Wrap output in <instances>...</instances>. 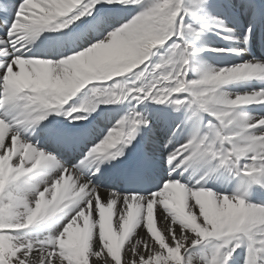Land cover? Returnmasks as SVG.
Returning <instances> with one entry per match:
<instances>
[{
    "label": "snow or ice",
    "instance_id": "obj_1",
    "mask_svg": "<svg viewBox=\"0 0 264 264\" xmlns=\"http://www.w3.org/2000/svg\"><path fill=\"white\" fill-rule=\"evenodd\" d=\"M106 5L139 11L119 26L99 28L95 40L75 44L72 54L64 51L50 56L31 50L45 31L68 28L77 20L83 23L85 17L102 24L103 17L96 14ZM208 7V0H190L188 5L185 0H0V29H4L0 31V264H193L190 249L213 238H223V244L210 258L202 257L203 264H228L240 247L245 248L244 264H261L252 254L264 252V201L246 198L249 186L264 188V115L242 111L248 105H264V89L229 95L224 105L205 93L206 82L221 69L244 73L249 65L264 69V62L254 59L208 69L191 78L197 53L189 39L198 40L207 29L198 14ZM186 17L197 19L191 23ZM157 26L162 27L163 42L151 49L149 57L129 72L114 71L133 58ZM217 27L222 33L232 32L223 21ZM251 32L249 28L244 43ZM93 82L109 85L105 98L95 99ZM86 86L92 92L86 101L91 109L74 99ZM237 95L250 99L234 104ZM124 100L184 109L186 121L176 124L173 138L191 121V133L168 153L167 177L155 190L118 191L94 180L103 163L124 156L136 134L147 130L149 117L133 109L96 136L83 132L76 122L87 119V111L100 104ZM53 114L64 116L67 126L44 124ZM126 124L132 125L127 137L122 131ZM37 129L54 145L88 150L77 164H65L56 151L40 147L39 141L33 144L25 135ZM151 160L146 154L136 171ZM189 168L194 174L203 172L186 187L182 178ZM219 168L242 177L235 193L206 189L205 177ZM45 169L56 174L47 181L24 180ZM43 202L46 205L38 210ZM61 213L59 219L70 218V222L53 235L29 240L22 234ZM241 219L243 224H239ZM230 226L240 230L226 234ZM241 235L248 243L239 242ZM221 250L224 260L218 262Z\"/></svg>",
    "mask_w": 264,
    "mask_h": 264
},
{
    "label": "bare ground",
    "instance_id": "obj_2",
    "mask_svg": "<svg viewBox=\"0 0 264 264\" xmlns=\"http://www.w3.org/2000/svg\"><path fill=\"white\" fill-rule=\"evenodd\" d=\"M15 2L19 3V0H15ZM185 4H190V2L185 1ZM208 5L209 7L205 11H201L198 14L200 23L207 25V29L198 40L189 39L190 48L197 53L193 58V71L189 73V76L191 78H197L210 68L240 65L243 62L253 61L254 59L255 61L264 62V0H208ZM138 11L139 9L137 12ZM135 13V8L106 5L100 13L96 14L98 17H103L102 24H96L92 17H85L83 23L77 20L68 28L57 31H45L31 46V50L38 54L48 53L50 56L53 53L64 51H68V54H72L71 49L75 44L87 39L95 40L96 32L99 28L105 25L119 26L126 20V18L121 17V14L128 17L133 16ZM186 19L191 23H195L197 18L186 17ZM219 21H223L228 28L232 29L231 33H227L226 38L224 37L226 33H222L217 27ZM249 28L252 29L250 39L247 43H244V36L248 33ZM104 30L108 31L110 29L104 28ZM0 31H4V29H0ZM209 49H231L232 51L217 52ZM250 51L255 54V57L251 56ZM93 83L97 85L95 99L105 98L109 85L105 82ZM121 83L123 86H127L126 82L121 81ZM101 84L104 85L103 88L100 87ZM222 89L230 95L250 93L254 89H264V78L252 75L247 78L230 81L222 85ZM116 94L119 93L117 92ZM91 97L92 92L89 90V86H86V89L81 90L74 99L78 103H86ZM92 102L94 103L95 100ZM101 108L108 109V111L101 113ZM86 109H91V104L86 103ZM133 109L137 112H146L149 117V125L147 130L142 128L141 131L136 134L135 139L128 148L125 149L124 156L120 158L128 155L131 149L136 147L139 151L144 153V155L147 154L152 157L148 165L162 176L163 181L166 179L169 169L167 164L168 153L172 151L175 144L182 143L192 131L191 121H187L184 125V132L177 135L175 138L172 137V132L176 124L181 121H186V111L184 109L175 110L166 105L151 101H145L137 105L135 100H124L116 103L110 102L107 104H100L95 110L87 111V119L79 120L76 123L81 125L82 123L94 120L96 125L93 126L92 130L87 134L96 136L102 130H109L121 117L132 113ZM157 114H159V116ZM242 114L264 115V105L252 104L245 106ZM164 117H166V119ZM205 119H211V117L206 116ZM49 122H52V125L57 127L67 126V122L62 115H50L44 124L47 125ZM137 127L140 126L138 125ZM131 130L132 125L126 124L122 129L124 136L127 137ZM25 135L32 140L33 144L39 141L40 147L46 148L49 151H56L65 164H77L88 150L87 147L83 146L69 150L64 146L54 145L39 131V129L35 132L29 130ZM170 140L172 141L171 143ZM121 143H123V140ZM120 158L112 160L110 163H103L100 166V173H97L94 180L99 182L102 186L116 188L115 184L110 183V180L116 172L115 166ZM215 163L214 161L213 164ZM85 171H87V169H85ZM202 172L203 170L201 169L199 173L194 174V170L189 168L187 172H184L182 182L188 187L189 180L194 183L196 179H199ZM55 174L54 170L45 169L29 174L24 177V180L29 183H35L42 179L47 181L50 176H54ZM205 179L207 181V190H212L221 194L235 193L236 190L240 188L242 181V177L231 175L226 168H219L215 172H211ZM246 199L251 202L264 201V188L249 186ZM62 215L63 213L58 214L57 217L44 220L24 230L22 234L29 240H35V237H48L53 235L60 231L62 227H65L68 221H70L69 219H59ZM157 226L158 228L160 227L159 219L157 221ZM138 230L139 229L136 228L133 229V231ZM140 231L142 232V230ZM231 242L230 240L229 243ZM239 242L241 244L248 243L247 238L243 235H241ZM222 244L223 238H213L202 246L190 249L193 264H203L201 258H210L216 247ZM227 247V245H224V248ZM245 255L244 247L237 248L232 255V259L228 261V264H244ZM252 255L254 261L264 264V252L257 251ZM217 259L218 262L224 260L223 250L217 253Z\"/></svg>",
    "mask_w": 264,
    "mask_h": 264
},
{
    "label": "clouds",
    "instance_id": "obj_3",
    "mask_svg": "<svg viewBox=\"0 0 264 264\" xmlns=\"http://www.w3.org/2000/svg\"><path fill=\"white\" fill-rule=\"evenodd\" d=\"M153 34L146 37L138 49H136L133 53V58L124 64H121L117 66L114 71L124 74L126 72H129L132 70L133 67L138 66L140 63L143 62V59L148 58L151 54V49L156 46V44L162 43V27H154L152 30ZM213 68H210V70ZM248 71H245L244 73H237L233 70H225L221 69L219 72L215 73V75L206 82V93L209 95V98L212 99L216 104L224 105L228 103L227 97L230 95L226 92H221L220 89L222 88V85L236 80V79H243L247 78L252 75L259 76L261 78H264V69H261L259 65H249L247 66ZM114 95V94H113ZM250 98L246 96H236V100L232 103L234 104H240V103H246L249 101ZM47 202H43L42 204H38L37 208L38 210L45 206ZM244 220L241 219L239 221V224H243ZM220 227L224 229V225L221 224ZM236 230H240L237 226L236 228L228 227L226 230V234L228 232H233Z\"/></svg>",
    "mask_w": 264,
    "mask_h": 264
},
{
    "label": "rangeland",
    "instance_id": "obj_4",
    "mask_svg": "<svg viewBox=\"0 0 264 264\" xmlns=\"http://www.w3.org/2000/svg\"><path fill=\"white\" fill-rule=\"evenodd\" d=\"M185 1H187V2L189 1V2H190V0H185ZM187 5H188V4H187ZM137 10H138V8H135L136 13H137ZM136 13H135V14H136ZM121 17L126 18V20H127V19H129L130 17H132V16H128V17H127L126 15H122V14H121ZM216 19H217V18H216ZM217 20H218V19H217ZM224 37H225V38L227 37V33L225 34ZM69 220H70V218H69ZM68 222H70V221H68ZM44 238H45V237H35V240H43Z\"/></svg>",
    "mask_w": 264,
    "mask_h": 264
}]
</instances>
